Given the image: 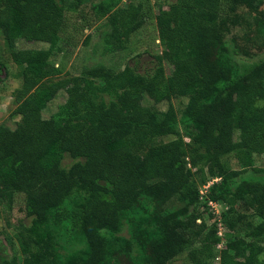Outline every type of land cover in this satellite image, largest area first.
Segmentation results:
<instances>
[{
    "label": "trees",
    "instance_id": "obj_1",
    "mask_svg": "<svg viewBox=\"0 0 264 264\" xmlns=\"http://www.w3.org/2000/svg\"><path fill=\"white\" fill-rule=\"evenodd\" d=\"M257 1L229 0V11L240 5L255 8ZM127 4L103 9L111 14L109 44L118 49L145 21L141 3ZM168 6L160 8L157 22L160 58L170 66L169 75L163 65L140 74L130 65L120 71L97 65L55 79L51 74L59 68L48 63L53 48L16 47L20 39H55L64 23L65 4L0 0V32L23 78L13 111L21 119L15 127L0 125V203L12 207L16 193L24 194L26 218L15 227L20 255L3 258L0 243L4 264H108L115 243L106 231H117L121 219L118 211L108 208L123 203L133 207L143 194L165 201L182 191L211 214L218 211L210 202L225 204L224 222L233 232L248 214L262 218L258 225L246 221L242 237L225 233L231 240L221 252V264H264L258 244L264 227V167L256 165L264 154V62L234 76L216 58L223 38V0H176ZM2 72L8 76L9 70L0 62ZM62 90L65 104L44 117L43 110ZM173 92L186 99L183 121L196 129L187 136L178 128ZM147 97L151 105L144 103ZM163 102L167 109L158 107ZM169 135L175 138L165 140ZM232 158L238 166H230ZM250 171L260 177L233 186ZM210 179L217 180L201 193ZM79 194L84 199L76 209L65 211L68 198ZM52 215L75 216L91 238L87 250L60 259ZM222 226L214 224L212 241L190 250L192 264H209L223 236ZM194 240L164 222L149 245L151 260L168 264Z\"/></svg>",
    "mask_w": 264,
    "mask_h": 264
},
{
    "label": "rangeland",
    "instance_id": "obj_2",
    "mask_svg": "<svg viewBox=\"0 0 264 264\" xmlns=\"http://www.w3.org/2000/svg\"><path fill=\"white\" fill-rule=\"evenodd\" d=\"M67 8L64 23L57 30L56 38L41 41H27L20 39L16 49L50 50L53 54L49 62L59 68L58 72L51 75L53 78H63L80 75L83 70L97 65H105L114 71H120L127 65L136 67V74L152 71L159 65L165 66L166 74H170V66L161 60L163 46L159 39L157 15L160 8L169 9V4L176 0H58ZM141 3L145 21L141 29L133 33L123 44L122 49L109 44L112 32L110 22L111 14L104 11L106 7L113 9L121 7L124 3ZM224 13L221 25L223 38L218 44L216 58L226 67H229L234 76L241 74L254 63L264 62V0H258L255 8L240 5L236 10L229 11V0H223ZM128 5V4H127ZM0 62L8 68V76L0 74V125L6 124L15 127L21 115L13 114L17 107L15 91L20 88L23 78L19 75L21 66L18 65L5 44V36L0 32ZM3 75V77H2ZM135 76V73H134ZM108 97V96H107ZM67 94L60 91L53 101L43 110L46 118L56 114L65 104ZM149 97L144 103L151 105ZM172 102L178 113V128L185 135L194 132L193 125L183 121L182 112L186 99L173 92ZM160 109H167L168 103L158 104ZM175 138L174 135L164 137L165 140ZM189 141L188 137H185ZM256 165L264 167V154L256 158ZM230 166L236 167L237 162L230 159ZM250 177H260L250 171L236 180L234 187L240 185ZM195 183H201L197 174ZM84 199L82 195H74L66 201L69 213L76 209L78 202ZM218 213L211 214L209 209L202 204L195 205L188 192L182 191L163 201L151 194H143L133 206L115 204L107 209L108 212L118 211L120 222L117 231H106L109 240L114 241L115 248L109 252L108 264H155L150 257L149 245L162 231L164 222L174 224L178 229L185 231L188 237H194V242L181 248L179 254L168 264H192L189 252L193 248H200L204 242L212 241V226L222 222L223 236L214 247V257L209 264H221V252L228 246L230 240L226 236L231 232L237 237L247 234L244 227L246 221L258 225L262 218L248 214L245 222L238 224L235 232L224 222L225 204L215 206ZM24 210V194L16 193L12 207L6 202L0 203V243L4 248L3 258L20 255V246L16 239V225L26 219ZM221 213V214H220ZM194 214L198 216L195 217ZM232 217L233 214L231 215ZM52 232L54 234V247L60 259L78 251H85L89 247L91 238L85 232L81 222L75 216L52 215ZM51 217V218H52ZM224 223V224H223ZM203 226L200 232L194 233L198 227ZM240 229V231L238 230ZM238 230V232H237ZM226 233V235H225ZM258 244L263 248L261 259L264 260V227L261 229ZM2 258V259H3ZM67 258V259H68ZM0 257V264H4Z\"/></svg>",
    "mask_w": 264,
    "mask_h": 264
},
{
    "label": "built area",
    "instance_id": "obj_3",
    "mask_svg": "<svg viewBox=\"0 0 264 264\" xmlns=\"http://www.w3.org/2000/svg\"><path fill=\"white\" fill-rule=\"evenodd\" d=\"M215 180H217V179H210V180L207 182L206 185H203L202 187H200V191H201V193H205L206 190L209 188V186L212 185V184L214 183ZM210 204H211L214 208H216L215 206H216L217 204H215L214 202H210Z\"/></svg>",
    "mask_w": 264,
    "mask_h": 264
}]
</instances>
